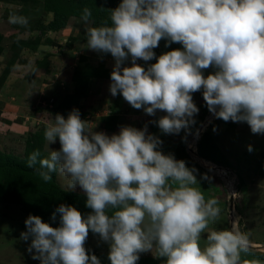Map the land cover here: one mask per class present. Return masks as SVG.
Listing matches in <instances>:
<instances>
[{"label": "clouds", "instance_id": "9594fccd", "mask_svg": "<svg viewBox=\"0 0 264 264\" xmlns=\"http://www.w3.org/2000/svg\"><path fill=\"white\" fill-rule=\"evenodd\" d=\"M91 16L85 8V25ZM110 20L86 28L87 49L111 54L113 97L122 95L151 117L164 113L151 121L161 133L190 132L200 112L193 94L202 92L217 119L246 123L253 134L264 135V0H121ZM9 22L27 26L28 19L10 14ZM161 40L165 47H182L157 57ZM44 139L49 145L58 139L61 147L46 158L34 151L27 166L38 164L45 182L52 173L67 176L68 189L79 187L91 211L84 215L61 203L51 216L53 222L59 217L57 227L29 214L20 239L30 241L33 260L101 264L85 247L92 232L109 245L110 264H137L140 254L154 248L164 264H248L241 254L251 253L252 244L237 221L231 230L209 231L201 245L202 233L221 214L219 201L206 200L194 187L209 177L198 180V169L165 154L148 124L121 126L108 135L73 109L67 117L55 115Z\"/></svg>", "mask_w": 264, "mask_h": 264}, {"label": "rangeland", "instance_id": "374dc122", "mask_svg": "<svg viewBox=\"0 0 264 264\" xmlns=\"http://www.w3.org/2000/svg\"><path fill=\"white\" fill-rule=\"evenodd\" d=\"M53 1L0 0V153L19 162L39 150L41 157L46 158L61 147L58 139L52 145L44 139L46 127L54 123L57 113L67 117L73 109H79L81 119L94 131L108 135L119 133L121 126L143 128L148 124L149 133L163 140L165 154H174L177 160H185L188 167L198 169V180L205 174L209 177L210 182L201 180L194 187L206 200L217 199L221 214L202 233L201 245L209 231L231 230L233 221H237L252 244L253 255L242 253L241 261L253 264L254 254L264 253V135L253 134L246 123L217 119L208 110L202 92L193 94L200 112L190 132L161 133L151 121L164 113L148 116L142 109H134L122 95L110 94L114 60L111 54L101 56L87 49L86 28L93 27L92 20L85 25L80 12L72 11L60 18L57 12L56 21ZM104 2L107 9H114L121 0ZM10 14L26 17L27 26L10 23ZM110 16L111 13L109 20ZM60 21H64L63 26ZM56 22L57 29H51L49 25ZM165 43L161 40L154 49L157 57L182 47L177 43L165 47ZM155 62L154 59L147 64ZM138 63L147 67L142 60ZM212 70H204L205 75ZM76 87L81 88L80 92H75ZM199 143L208 159L198 155ZM248 145L253 146L252 152ZM54 175L58 188L72 193L82 191L79 187L70 191L69 178ZM28 216L21 203L0 201V264H40L27 251L30 241L20 239ZM85 247L101 264H110L109 245L98 234L90 232ZM157 256L154 248L153 252L140 254L137 264H151L146 261L149 258L164 264L166 258ZM256 264H264V258H258Z\"/></svg>", "mask_w": 264, "mask_h": 264}, {"label": "trees", "instance_id": "16d2710c", "mask_svg": "<svg viewBox=\"0 0 264 264\" xmlns=\"http://www.w3.org/2000/svg\"><path fill=\"white\" fill-rule=\"evenodd\" d=\"M104 1L105 0H54L52 2L55 6L54 18L57 21L65 14H72V11L76 13L80 12L79 15L82 16L83 10L88 8L92 12L90 20L93 22V27L101 26L105 22L111 24V20L108 19V14L111 13V9H107L108 5H106ZM107 1L109 4L113 3V0ZM67 9H69V11H67ZM57 12H59L58 19ZM60 24L63 26L64 21H60ZM57 26V22L53 25H49L51 29H57ZM80 89L81 88L76 87L75 92ZM197 153L202 158H209L200 143L198 144ZM54 177L55 175L52 173V180L45 182L39 175L38 164L35 168H29L27 166V159L26 161L18 162L14 157L5 156L0 153V201L8 200L21 203L28 214L40 216L44 222H48L54 227L59 226V217H57L56 222H53L51 216L55 208L61 203L74 206L81 211L82 214L87 215L91 209L86 207V195L82 191L79 193H72L58 188ZM249 255L253 254L249 253ZM259 255L254 254V262H256L258 258H264V253H259ZM146 261L151 262V264H156V261L151 258Z\"/></svg>", "mask_w": 264, "mask_h": 264}, {"label": "water", "instance_id": "95a60500", "mask_svg": "<svg viewBox=\"0 0 264 264\" xmlns=\"http://www.w3.org/2000/svg\"><path fill=\"white\" fill-rule=\"evenodd\" d=\"M207 122H208V118L205 119L204 122L200 125L199 132H201L203 126H204L205 124H207Z\"/></svg>", "mask_w": 264, "mask_h": 264}, {"label": "built area", "instance_id": "2783aa9c", "mask_svg": "<svg viewBox=\"0 0 264 264\" xmlns=\"http://www.w3.org/2000/svg\"><path fill=\"white\" fill-rule=\"evenodd\" d=\"M224 173L226 174V172L224 171Z\"/></svg>", "mask_w": 264, "mask_h": 264}, {"label": "bare ground", "instance_id": "6f19581e", "mask_svg": "<svg viewBox=\"0 0 264 264\" xmlns=\"http://www.w3.org/2000/svg\"><path fill=\"white\" fill-rule=\"evenodd\" d=\"M227 174V173H226Z\"/></svg>", "mask_w": 264, "mask_h": 264}]
</instances>
